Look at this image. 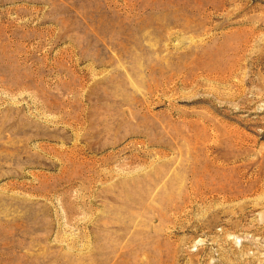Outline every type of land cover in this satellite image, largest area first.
<instances>
[{
  "label": "rangeland",
  "instance_id": "1",
  "mask_svg": "<svg viewBox=\"0 0 264 264\" xmlns=\"http://www.w3.org/2000/svg\"><path fill=\"white\" fill-rule=\"evenodd\" d=\"M0 264H264V0H0Z\"/></svg>",
  "mask_w": 264,
  "mask_h": 264
},
{
  "label": "bare ground",
  "instance_id": "2",
  "mask_svg": "<svg viewBox=\"0 0 264 264\" xmlns=\"http://www.w3.org/2000/svg\"><path fill=\"white\" fill-rule=\"evenodd\" d=\"M197 162V161H196ZM193 164H194V162H193ZM205 166V165H204ZM205 168H206V166H205ZM205 170V169H204ZM196 173H198V174H200L201 176H203V180H201V187H200V189H203V190H205V191H208V192H211V190L209 189V188H207V186H206V184H208V182H214L213 181V177H212V175L211 176H208V175H206V173L205 172H202V171H197ZM228 173V172H227ZM224 176V175H223ZM230 176H233V175H230ZM209 180V181H208ZM220 186V188H219V191L221 192V191H223L224 190V187H225V184L224 183H222V182H220V183H218ZM201 192H203V191H201ZM215 193V192H214ZM222 193V192H221ZM220 193V194H221ZM206 194V193H205ZM218 194V193H217Z\"/></svg>",
  "mask_w": 264,
  "mask_h": 264
}]
</instances>
